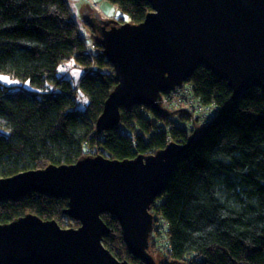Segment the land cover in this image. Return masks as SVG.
Masks as SVG:
<instances>
[{
	"label": "trees",
	"instance_id": "obj_1",
	"mask_svg": "<svg viewBox=\"0 0 264 264\" xmlns=\"http://www.w3.org/2000/svg\"><path fill=\"white\" fill-rule=\"evenodd\" d=\"M108 1L132 22L142 21L151 9L147 0ZM83 17L81 22L74 17L68 0H0V72L29 78L34 85L14 89L0 81V177L74 163L86 155L149 154L195 135L152 205L149 251L158 264H264L262 90L251 88L232 101L227 80L199 65L184 87L213 112L207 118L189 107L163 104L159 114L140 104L122 107L120 124L98 132L97 118L117 80ZM91 44L99 50H91ZM72 56L87 67L78 83L89 96L84 108L77 106L71 81L57 72ZM67 206V198L30 192L1 200L0 222L31 212L62 226L79 225L65 214ZM102 217L111 229L104 244L120 259L146 264L130 252L118 219L108 212Z\"/></svg>",
	"mask_w": 264,
	"mask_h": 264
},
{
	"label": "water",
	"instance_id": "obj_2",
	"mask_svg": "<svg viewBox=\"0 0 264 264\" xmlns=\"http://www.w3.org/2000/svg\"><path fill=\"white\" fill-rule=\"evenodd\" d=\"M147 1L151 9L140 22L82 5L117 80L97 118L98 132L120 124L122 107L142 104L164 114V96L183 87L199 65L227 80L232 101L254 87L264 93V0ZM194 139L130 158L86 155L0 177V201L30 192L67 198L65 214L80 223L64 227L31 212L0 222V264H134L104 244L111 230L105 212L118 219L134 256L158 264L149 251L151 208Z\"/></svg>",
	"mask_w": 264,
	"mask_h": 264
},
{
	"label": "rangeland",
	"instance_id": "obj_3",
	"mask_svg": "<svg viewBox=\"0 0 264 264\" xmlns=\"http://www.w3.org/2000/svg\"><path fill=\"white\" fill-rule=\"evenodd\" d=\"M82 0H68L70 5L72 6V10L75 14V17L81 22L82 21ZM86 2L90 3L92 6L94 5L95 8H97L99 11H101L104 15L109 14L110 12L115 13V8L118 10L119 7L117 5H114L108 0H104V3L109 5L110 7H102L98 3L97 0H85ZM115 6V7H114ZM106 10V11H105ZM73 13V14H74ZM112 13V17H115L114 14ZM108 16V15H107ZM126 16V15H125ZM119 16L115 17L118 20ZM125 20L129 21L128 16L125 17ZM123 21V18L121 19ZM99 50V49H97ZM87 67L81 63H79L74 56H72L69 59H66L62 61L59 66H58V74L64 76L65 78H68L73 87L75 88V96L77 97L78 100V107L84 108L88 101H89V96L82 91L81 89L78 88V83L79 79L82 77V75L85 73ZM108 69V66H103L101 67V70L106 71ZM0 81L3 83H6L10 86H12L14 89L17 88H34V85L32 84L31 80L29 78L22 79L17 76H13L11 74L5 73V72H0ZM50 87L53 89L54 85L50 84ZM172 99L170 101L169 108L174 107V109H181L183 107H189L194 110V113L199 116L200 118H207L209 115H211L213 112H211L210 109L202 107L196 100L192 103H184V101H180L179 96L177 93H171ZM173 109V108H171ZM200 114V115H199ZM64 227H77L78 223L75 221H67L64 225Z\"/></svg>",
	"mask_w": 264,
	"mask_h": 264
},
{
	"label": "built area",
	"instance_id": "obj_4",
	"mask_svg": "<svg viewBox=\"0 0 264 264\" xmlns=\"http://www.w3.org/2000/svg\"><path fill=\"white\" fill-rule=\"evenodd\" d=\"M106 15V14H105ZM122 18H123V21H125V15H121ZM82 33H85L84 30H82ZM87 35V33H86ZM90 48L91 50H97V47L95 44H91L90 45ZM180 88H183V90L181 91ZM171 93H177V95L179 96V99L180 101H184V103H189V104H192L194 102V99H193V96H192V92H191V89L188 88V87H178L177 89L171 91L170 93L166 94L164 96V99H163V104L164 105H167L169 107V103L172 99V96H171Z\"/></svg>",
	"mask_w": 264,
	"mask_h": 264
},
{
	"label": "crops",
	"instance_id": "obj_5",
	"mask_svg": "<svg viewBox=\"0 0 264 264\" xmlns=\"http://www.w3.org/2000/svg\"><path fill=\"white\" fill-rule=\"evenodd\" d=\"M98 2V4L100 5V6H102V7H104V6H106V7H110L109 5H107L106 3H104V0H97ZM95 3V2H94ZM70 4V3H69ZM81 4L82 5H84V4H87L89 7H90V5L88 4V2H86L85 0H82L81 1ZM71 6V5H70ZM72 7V6H71ZM115 7V6H114ZM106 11V10H105ZM74 13V12H73ZM112 13L113 12H110L109 14H106V15H108V16H110V15H112ZM75 14L76 13H74V17H75ZM114 14V13H113Z\"/></svg>",
	"mask_w": 264,
	"mask_h": 264
},
{
	"label": "bare ground",
	"instance_id": "obj_6",
	"mask_svg": "<svg viewBox=\"0 0 264 264\" xmlns=\"http://www.w3.org/2000/svg\"><path fill=\"white\" fill-rule=\"evenodd\" d=\"M95 3H97V2H95ZM121 15H123V12H121V10H118L117 8H115L114 16L115 17L119 16L118 18H122Z\"/></svg>",
	"mask_w": 264,
	"mask_h": 264
}]
</instances>
